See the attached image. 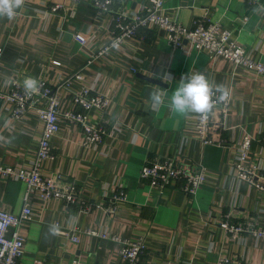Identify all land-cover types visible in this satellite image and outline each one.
Wrapping results in <instances>:
<instances>
[{"label":"crops","instance_id":"crops-1","mask_svg":"<svg viewBox=\"0 0 264 264\" xmlns=\"http://www.w3.org/2000/svg\"><path fill=\"white\" fill-rule=\"evenodd\" d=\"M91 1L25 0L12 20L0 18V94L11 89L14 79L22 87L29 77L55 86L81 70L89 84L110 99L104 118L90 116L91 122L106 120L103 145L81 147L80 129L60 120V130L51 140L54 159L42 168L45 174L58 172L76 184L81 201L95 208L79 212L62 200H50L43 207L32 198L36 216L22 226L24 254L17 264H71L74 259L80 264H124L118 244L85 234L75 244L65 234L50 235V224L59 225L62 232L78 228L105 230L130 240L143 236L145 253L139 264H215L220 257L264 264L263 239L243 235L229 240L217 227L228 212L237 221L251 220L264 227V192L232 176L235 147L244 134L255 138L250 162L264 168L260 144L264 76L222 57L211 59L188 44L184 50L172 49L158 27L140 30L137 37L85 66L92 53L109 42L114 13L137 12L147 4V0H113L111 12L99 14ZM56 4L64 5L50 13ZM260 5L264 0L253 7L247 0H165L163 13L185 26L207 14L233 32L232 39L253 61L264 64V11H254ZM75 34L89 40L86 48L75 41ZM190 73H203L211 83L232 92L224 119L219 109L210 113L208 137L213 144L204 145L196 138L195 114L181 116L168 106L179 81ZM158 86L165 103L154 109L149 93ZM71 88L76 91L80 84ZM60 93L62 109L69 110V97ZM40 134L34 112L11 120L9 109L1 104L0 165L28 168ZM155 157L203 165L204 185L191 198L180 189L182 182L163 190L140 182L142 165ZM117 184L124 188L126 203L115 214H106L96 206L106 203ZM23 192L22 183L0 179V209L20 212Z\"/></svg>","mask_w":264,"mask_h":264},{"label":"built area","instance_id":"built-area-1","mask_svg":"<svg viewBox=\"0 0 264 264\" xmlns=\"http://www.w3.org/2000/svg\"><path fill=\"white\" fill-rule=\"evenodd\" d=\"M67 3L80 4L84 0H65ZM165 0H147L137 12H115L114 28L109 42L95 53H92L85 66L93 63L102 56L108 55L113 42L119 47L128 39L137 37L140 30L158 27L165 32L167 43L175 50H184L186 45L197 52L205 53L209 58L222 57L235 67H243L264 76V64L255 62L249 53L232 39L233 32L222 28L219 22L211 21L207 14L195 18L190 26H185L171 20L163 13ZM114 4L113 0H92L90 5L99 14L109 13ZM64 4H56L50 8V13L57 12ZM250 7L258 6L259 0H247ZM246 20V18H244ZM74 39L81 47L86 48L89 40L82 34H75ZM1 54V49H0ZM42 85L37 93L28 94L24 87L14 79L8 92L0 94L1 104H5L10 111L11 120H18L28 112H34L40 123L41 134L33 152L28 168L19 166L0 165V179L13 180L23 184V205L18 213L0 209V264H17L24 254V238L22 226L31 222L36 216L31 199L37 198L45 207L50 200H62L67 207L77 208L79 212H90L92 205L80 199V192L76 184L56 172L45 174L43 163L54 159L51 140L60 130V120L78 127L82 133L79 141L81 147L99 148L103 145L108 134L106 120L91 122V115L105 117L110 105L109 97L97 92L86 80L81 70L64 78L60 84L49 85L45 80H39ZM79 83L80 88L72 90V85ZM227 102H219L214 109H219L222 119L229 110L232 92ZM62 94L68 96L71 108L62 109ZM213 109V110H214ZM213 120L209 114L201 119L194 116L193 130L196 138L204 145L213 144L208 137ZM255 138L244 134L235 147V161L232 164V176L237 182L247 183L259 192H264V168L250 162L251 146ZM264 148V135L260 139ZM224 145V144H223ZM222 145V146H223ZM207 170L201 165L187 166L172 157L147 158L139 171V181L152 188L163 190L182 182L180 189L189 197H194L204 185ZM126 203V193L121 184L115 185L106 203L96 206L106 214L116 213L119 205ZM95 208V207H94ZM218 229L229 239L236 240L243 235H251L264 240V227L255 221H237L232 213H223L217 224ZM69 237L72 243H79L80 235L108 240L119 245V255L124 264H139L145 253L144 237L134 240L119 237L105 230H79L71 228L59 231ZM71 264H80L72 260ZM215 264H243L239 259L220 257Z\"/></svg>","mask_w":264,"mask_h":264},{"label":"clouds","instance_id":"clouds-1","mask_svg":"<svg viewBox=\"0 0 264 264\" xmlns=\"http://www.w3.org/2000/svg\"><path fill=\"white\" fill-rule=\"evenodd\" d=\"M24 2L25 0H0V18L6 17L12 20L17 14L16 10L22 8ZM258 10L264 11V5L254 9V11ZM112 47L118 48V42H113ZM41 86L37 79L30 77L26 78L23 84L24 90L28 94L37 93ZM229 96V90L223 84L211 83L203 73H190L181 78L169 98L168 106L178 115L187 117L195 114L201 119H205L217 103L227 102ZM149 100L154 109L165 103L164 93L159 86L153 88L149 93ZM48 231L50 235H57L60 231L59 225L50 224Z\"/></svg>","mask_w":264,"mask_h":264},{"label":"water","instance_id":"water-1","mask_svg":"<svg viewBox=\"0 0 264 264\" xmlns=\"http://www.w3.org/2000/svg\"><path fill=\"white\" fill-rule=\"evenodd\" d=\"M0 105H1V100H0Z\"/></svg>","mask_w":264,"mask_h":264}]
</instances>
